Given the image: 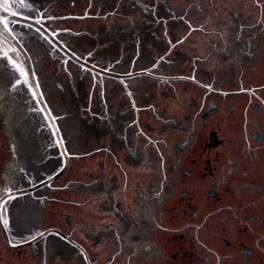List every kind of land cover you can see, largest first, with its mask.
<instances>
[{"label": "flooded vegetation", "instance_id": "af4514ba", "mask_svg": "<svg viewBox=\"0 0 264 264\" xmlns=\"http://www.w3.org/2000/svg\"><path fill=\"white\" fill-rule=\"evenodd\" d=\"M53 1L0 42V264H264V0Z\"/></svg>", "mask_w": 264, "mask_h": 264}, {"label": "snow or ice", "instance_id": "6c2138e0", "mask_svg": "<svg viewBox=\"0 0 264 264\" xmlns=\"http://www.w3.org/2000/svg\"><path fill=\"white\" fill-rule=\"evenodd\" d=\"M15 0H0V9H3L5 12L12 11L13 5H14ZM20 7L21 8H33V5L26 2V0H18ZM145 11H149V8L145 6L144 8ZM19 12H13V15H19ZM37 14H39L37 12ZM43 19V17H41ZM10 21L6 16H0V25H3L4 30L11 32L12 29L9 27ZM37 32H39V29H37ZM58 33L53 32L52 35H57ZM13 51H15L13 49ZM0 56L4 57L8 63L11 64L12 66V71L15 74L13 79L14 83L12 84L13 89H15L17 86H25L27 89L31 90V94L33 97H36L37 95L43 96V92L40 91L39 93L34 90V86L31 83L30 76L34 75V68L32 72H29L24 66L22 61L18 62L17 60L13 59L12 56L9 55V52L4 50L3 48H0ZM194 80L195 77H192ZM38 81H37V86H38ZM133 104L135 102L133 101ZM43 112L44 110L41 109ZM46 115H50V109L48 110V113ZM58 117L56 116H51V120L55 121L57 120ZM52 132L54 135H59V139L56 140L57 144L63 143V134L59 132V126L56 125L53 129ZM63 154V153H62ZM13 189L11 187H8L5 189V197H0V218L3 219L5 227H7L10 223V220L6 216L7 208L5 207L8 203L9 200L14 199V197L11 195ZM42 235V233H41Z\"/></svg>", "mask_w": 264, "mask_h": 264}, {"label": "water", "instance_id": "95a60500", "mask_svg": "<svg viewBox=\"0 0 264 264\" xmlns=\"http://www.w3.org/2000/svg\"><path fill=\"white\" fill-rule=\"evenodd\" d=\"M26 2L30 3L33 5V8L29 9V8H21L20 4L18 2V0H15L14 5H13V9H19L21 11H27V12H33L36 8H42V7H52V5L54 4L53 0H26ZM63 9H67L65 7H63ZM0 16H6L9 21L11 22H25V23H32V21L27 20L25 17H21L19 15H13V12L9 11V12H5L3 11V9H0ZM4 41H7L9 43V46H11L10 41H14L15 45L17 46V48H20L22 50L21 45L16 42L17 40H15L8 31L4 30L3 25H0V42L2 45H5Z\"/></svg>", "mask_w": 264, "mask_h": 264}]
</instances>
